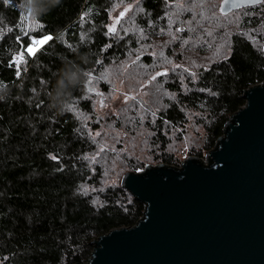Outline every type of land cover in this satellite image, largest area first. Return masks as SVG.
Instances as JSON below:
<instances>
[{
  "label": "trees",
  "instance_id": "16d2710c",
  "mask_svg": "<svg viewBox=\"0 0 264 264\" xmlns=\"http://www.w3.org/2000/svg\"><path fill=\"white\" fill-rule=\"evenodd\" d=\"M132 1L25 0L27 11L24 0H0V264L87 262L94 240L135 225L146 209L122 179L107 181L108 173L139 172L148 162L179 166L174 139L184 140L193 124L203 133L190 154L212 149L246 104L245 90L264 82V2L232 11L242 14L240 29L216 35L213 20L231 14L220 13L217 2L188 0L187 8L170 12L168 0H137V27L148 40L141 51L128 25L108 28L114 6ZM172 21L190 27L176 48L163 39L172 36L165 31ZM46 36L28 54L33 39ZM220 38L223 48L213 41L209 48ZM160 40L168 44L166 58L180 65L160 75L159 87L150 83L153 104L135 99L124 121L114 115L116 128L147 126L149 153L156 155L115 159L119 150L95 137L105 125L91 89L110 94L113 67L134 54L151 65ZM190 47L199 58L188 55Z\"/></svg>",
  "mask_w": 264,
  "mask_h": 264
},
{
  "label": "water",
  "instance_id": "95a60500",
  "mask_svg": "<svg viewBox=\"0 0 264 264\" xmlns=\"http://www.w3.org/2000/svg\"><path fill=\"white\" fill-rule=\"evenodd\" d=\"M260 3L223 0L220 10ZM244 95L206 163L190 155L124 174L144 216L94 240L83 264H264V82Z\"/></svg>",
  "mask_w": 264,
  "mask_h": 264
},
{
  "label": "rangeland",
  "instance_id": "374dc122",
  "mask_svg": "<svg viewBox=\"0 0 264 264\" xmlns=\"http://www.w3.org/2000/svg\"><path fill=\"white\" fill-rule=\"evenodd\" d=\"M172 0L167 1V7L170 12L185 9L188 7V0H178L174 3ZM213 2H217L219 12L221 7V2L223 0H212ZM208 3H211L210 0ZM213 5V6H216ZM221 13V12H220ZM139 15V5L138 1L132 2H121L117 3L110 16V22L108 24V28L111 32L115 33L118 31L119 27L128 25L129 32L131 37L140 45L141 51L145 50V44L147 43V34L137 27V16ZM221 15V14H220ZM224 16V17H222ZM219 19L213 20V33L216 35H227L232 31H237L240 29V24L242 22V14L238 11H235L229 15H222ZM169 29L165 30L171 33L172 36L166 39L169 42V46L171 48H176V42L180 41L179 37H181L182 33L190 31V27L186 26L183 28L182 25L177 24L175 21L170 22ZM37 40V39H33ZM161 41L162 48L157 45V47L161 48V52L152 51L153 54V63L151 65L144 64L137 54L131 56L125 63L115 65L111 71L113 76L108 79L110 85V94H105L102 89H91L92 92L97 94L96 97V109L99 115H101V121L105 125V127L101 130H97L95 137H99V135H104L105 144L111 146L110 149L119 150L118 154L114 156L115 159H118V155H122L124 153H129L133 156H143L142 158L145 161L151 160L152 157L156 155V152L149 153V148L154 147L152 143V132L146 126L139 127L137 125H127V123L123 122L122 128H116L114 124L120 122L118 118L114 115L123 117L126 115L129 108L132 107V103L135 99H140L143 102H149L148 100V90L151 87V82H153L155 87H159L161 85V81L158 79L160 75L165 72L172 70V67H176L180 65L179 62L173 59L166 58V47L168 44ZM192 38H188L185 40L186 42H190ZM197 41V40H196ZM216 42L218 45L217 48H223L224 41L220 39L209 40L208 46L210 47L211 42ZM44 44V43H43ZM42 44V45H43ZM42 45H34L36 50ZM194 46V45H193ZM188 55L192 57V59L199 58V52L194 49V47H190ZM164 50V51H163ZM180 50V48L178 49ZM22 54L16 56L15 60L17 63L22 61ZM145 74V75H141ZM155 77V78H153ZM158 92H156L157 98ZM115 111V112H112ZM145 120V119H144ZM110 132V133H109ZM203 131L199 125L193 124L186 134L184 140H179L175 137L174 139V150L176 152V156L179 158V162H183L190 154V150L193 147L198 148V143L201 139ZM123 146L121 147V145ZM208 150L200 153V157L206 155ZM149 155L145 157L144 155ZM157 162V161H155ZM118 160L114 161V167L117 168ZM158 164L148 162V164ZM139 169V171L143 170ZM124 175V168L119 169L117 171H113L108 173L109 182H119Z\"/></svg>",
  "mask_w": 264,
  "mask_h": 264
},
{
  "label": "snow or ice",
  "instance_id": "6c2138e0",
  "mask_svg": "<svg viewBox=\"0 0 264 264\" xmlns=\"http://www.w3.org/2000/svg\"><path fill=\"white\" fill-rule=\"evenodd\" d=\"M227 2H228V0H225V3H227ZM261 2H264V0H261ZM49 39H51V37L46 36L40 40H34L33 43H34V45L39 46V45H42L43 43L47 42ZM35 50L36 49L34 47H31V46L26 49V51L30 55L34 54ZM153 78H155V77H153Z\"/></svg>",
  "mask_w": 264,
  "mask_h": 264
},
{
  "label": "clouds",
  "instance_id": "9594fccd",
  "mask_svg": "<svg viewBox=\"0 0 264 264\" xmlns=\"http://www.w3.org/2000/svg\"><path fill=\"white\" fill-rule=\"evenodd\" d=\"M24 6V9L27 11H32V7L30 3H26L24 0V3L22 4Z\"/></svg>",
  "mask_w": 264,
  "mask_h": 264
},
{
  "label": "built area",
  "instance_id": "2783aa9c",
  "mask_svg": "<svg viewBox=\"0 0 264 264\" xmlns=\"http://www.w3.org/2000/svg\"><path fill=\"white\" fill-rule=\"evenodd\" d=\"M261 84V83H260ZM209 151V150H208ZM208 153V152H207ZM207 153H206V155H204V156H202V157H200V156H198V155H195V156H198V157H200L205 163L207 162ZM182 163V162H181ZM159 164V163H158ZM176 166V165H175ZM179 166H181V164L179 165Z\"/></svg>",
  "mask_w": 264,
  "mask_h": 264
}]
</instances>
